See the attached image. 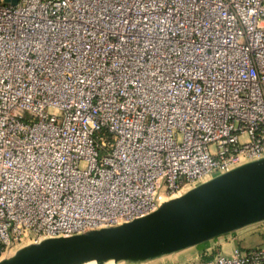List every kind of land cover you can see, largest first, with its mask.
Here are the masks:
<instances>
[{
    "label": "built area",
    "instance_id": "2783aa9c",
    "mask_svg": "<svg viewBox=\"0 0 264 264\" xmlns=\"http://www.w3.org/2000/svg\"><path fill=\"white\" fill-rule=\"evenodd\" d=\"M262 157L264 0H0V260Z\"/></svg>",
    "mask_w": 264,
    "mask_h": 264
},
{
    "label": "water",
    "instance_id": "95a60500",
    "mask_svg": "<svg viewBox=\"0 0 264 264\" xmlns=\"http://www.w3.org/2000/svg\"><path fill=\"white\" fill-rule=\"evenodd\" d=\"M262 221L264 157L214 176L163 202L148 215L117 226L31 243L0 264H83L119 260L133 250H139L141 261H147Z\"/></svg>",
    "mask_w": 264,
    "mask_h": 264
},
{
    "label": "rangeland",
    "instance_id": "374dc122",
    "mask_svg": "<svg viewBox=\"0 0 264 264\" xmlns=\"http://www.w3.org/2000/svg\"><path fill=\"white\" fill-rule=\"evenodd\" d=\"M225 236H230V233L214 238L210 241L198 244L191 248L181 250L179 252L163 255L161 257H157L147 261H141V264H199L201 262L212 259L219 252L230 253L233 249L231 246L232 242L234 241V238L239 244L238 247H244L242 249H249L252 245L250 241L244 240L242 244L243 246L241 247L237 235H232L230 238H225ZM259 238L263 239L262 234H259ZM15 252V249L12 251H7L4 254L3 258H9L13 256Z\"/></svg>",
    "mask_w": 264,
    "mask_h": 264
},
{
    "label": "crops",
    "instance_id": "0c3cea01",
    "mask_svg": "<svg viewBox=\"0 0 264 264\" xmlns=\"http://www.w3.org/2000/svg\"><path fill=\"white\" fill-rule=\"evenodd\" d=\"M259 234H262L263 239L259 238ZM232 235H237V238L240 242V246L242 247L244 240L250 241L252 243L251 247H258L260 245H264V221L258 222L256 224H252L250 226L244 227L242 229L236 230L230 233V236H225V238H230ZM231 240V239H230ZM232 248L239 246L236 239H233ZM231 248V249H232ZM244 248V247H242Z\"/></svg>",
    "mask_w": 264,
    "mask_h": 264
},
{
    "label": "bare ground",
    "instance_id": "6f19581e",
    "mask_svg": "<svg viewBox=\"0 0 264 264\" xmlns=\"http://www.w3.org/2000/svg\"><path fill=\"white\" fill-rule=\"evenodd\" d=\"M170 199H167L166 197H162L163 202L170 200ZM141 257H142L141 252L139 250H133V251L127 252L119 260L109 259V260H105L102 262L97 261V260H91V261L84 262L83 264H141Z\"/></svg>",
    "mask_w": 264,
    "mask_h": 264
}]
</instances>
